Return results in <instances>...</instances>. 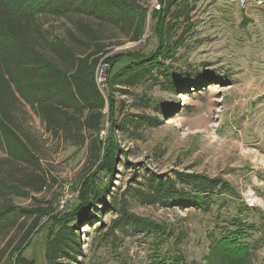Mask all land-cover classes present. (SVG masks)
Returning a JSON list of instances; mask_svg holds the SVG:
<instances>
[{
    "label": "rangeland",
    "instance_id": "374dc122",
    "mask_svg": "<svg viewBox=\"0 0 264 264\" xmlns=\"http://www.w3.org/2000/svg\"><path fill=\"white\" fill-rule=\"evenodd\" d=\"M23 1L9 0V3L20 7ZM134 1L146 12L145 34L140 42H130L129 36L119 29L93 23L106 46L98 69L101 89L107 90L111 78L106 60L128 53L148 55L158 48L157 20L151 14L155 10L165 13L170 4L172 10L180 6L190 12V20L177 23L173 35L174 40L183 37L173 66L208 81L205 88L192 89L183 100L152 83H142L129 89L128 94L124 93L125 88L115 87L118 90L113 92L115 117L119 122L129 123V127L123 133L116 132L115 171L107 201L117 202L119 210L121 197L126 194L131 213L184 237L180 248L171 243L162 247L163 253L182 252L189 262L201 264L209 253L210 234L222 223L217 222L216 211L206 214L194 208L142 205L134 197L133 188H144L152 175L162 179L173 178L175 173L220 178L233 186L239 198L234 199L229 210L224 209L223 217L246 207L252 210L251 222L264 224V7L243 9L237 0ZM74 18L46 17L42 22L47 35L64 38L81 54L84 49L70 36L78 33ZM171 20L169 16L167 21ZM117 62L113 73L121 72L132 61L126 58ZM60 64L65 66L63 62ZM219 78L222 82L217 81ZM14 114L22 136L40 160V167L10 163L0 151V180L4 182L3 194L0 193V264H48L49 242L67 214L80 205L82 181L97 175L98 186L103 187L109 183L111 171H102L100 162L94 163L90 141L81 134L73 139L50 134L33 109L22 104L16 106ZM142 117L152 122L137 128L135 121L142 122ZM111 122L106 108L101 132L104 158L112 139ZM103 164H107L106 160ZM135 178L137 181H133ZM34 182L46 185L36 192ZM61 202H65L64 209ZM7 208L13 212L4 213ZM19 209L32 214L26 216ZM87 217L91 225L83 223ZM119 217V211L111 209L104 210L97 221L91 210L79 217L75 223L81 224L83 256L78 262H150L153 245L150 239L118 230L111 233L113 222ZM36 224L38 228L22 250L13 254ZM260 236L263 241L256 252L255 264H264V233H253L252 238L245 239L250 242ZM65 264L77 263L65 261Z\"/></svg>",
    "mask_w": 264,
    "mask_h": 264
},
{
    "label": "trees",
    "instance_id": "16d2710c",
    "mask_svg": "<svg viewBox=\"0 0 264 264\" xmlns=\"http://www.w3.org/2000/svg\"><path fill=\"white\" fill-rule=\"evenodd\" d=\"M172 7L170 4L163 14L157 10L151 14L152 19L157 20L155 33L158 48L154 52L148 55L143 52L121 54L106 60L111 67L106 90L101 89L98 83V69L106 54V46L100 39L101 32L93 23L119 29L129 36L130 42H140L145 34L146 12L134 0H24L20 7L11 5L9 0H0V151L6 154L5 161L40 167V160L22 136L14 114L16 106L22 104L33 109L50 134L65 135L69 139L81 134L89 140L94 163L100 162L102 171H111L109 183L103 187L98 186L97 175L82 181L78 197L80 205L67 214L65 222L60 220L63 224L49 242L48 264H65V261L81 264L78 262L83 256L79 237L81 224L75 222L89 210L94 213V220H100L106 209L119 211L120 214L113 222L112 234L115 230L130 232L152 241L148 264H200L189 262L182 252L175 255L163 253L162 247L171 243L180 248L184 237L131 213L126 194L121 197L119 210L117 202L110 204L107 201L111 196L112 173L115 171L116 132L123 133L129 127V123L119 122L115 117L113 92L118 91L115 87L125 88L124 93L128 94L129 89L142 83H152L176 97L188 95L193 92L192 89L205 88L208 81L180 72L173 66L183 43L182 36L174 40L173 35L177 23L190 20V12L180 6L175 10ZM169 16L172 22L167 21ZM46 17H76L78 33H71L70 36L84 52H75L64 38L47 35L42 22V18ZM126 58L132 62L121 72L113 73L117 61ZM62 62L66 69L60 64ZM217 81L222 82V79ZM106 108L112 121V139L104 158L101 132ZM141 120L135 121L137 128L152 122L150 118L142 117ZM105 160L106 165L103 164ZM133 181H137L136 178ZM3 184L0 180L2 194ZM45 185V182L39 186L38 182H34L33 190L41 192ZM133 192L142 205L194 208L206 214L216 211L214 216L217 222L222 223L217 224L210 234L209 253L201 264H255L256 252L263 237L250 242L245 239L252 238L253 233H264V224L251 222L252 210L246 207L237 209L235 215L223 217L224 209L229 210L234 199L238 198L233 186L225 180L201 174L175 173L173 178L167 179L152 175L144 188H133ZM10 209L7 208L4 213L13 212ZM19 211L26 216L32 214L25 209ZM88 219L83 223L91 225ZM37 228L36 224L27 231L13 254L22 250Z\"/></svg>",
    "mask_w": 264,
    "mask_h": 264
},
{
    "label": "built area",
    "instance_id": "2783aa9c",
    "mask_svg": "<svg viewBox=\"0 0 264 264\" xmlns=\"http://www.w3.org/2000/svg\"><path fill=\"white\" fill-rule=\"evenodd\" d=\"M239 3L240 7L243 9H246L247 7L250 6H257V7H264V0H237ZM61 209H64L65 207V202H61Z\"/></svg>",
    "mask_w": 264,
    "mask_h": 264
},
{
    "label": "bare ground",
    "instance_id": "6f19581e",
    "mask_svg": "<svg viewBox=\"0 0 264 264\" xmlns=\"http://www.w3.org/2000/svg\"><path fill=\"white\" fill-rule=\"evenodd\" d=\"M178 98H180V99L183 100L184 99V95L183 94H180Z\"/></svg>",
    "mask_w": 264,
    "mask_h": 264
}]
</instances>
